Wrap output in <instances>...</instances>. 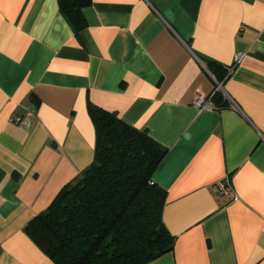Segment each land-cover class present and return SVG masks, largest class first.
Segmentation results:
<instances>
[{
	"label": "crops",
	"instance_id": "obj_1",
	"mask_svg": "<svg viewBox=\"0 0 264 264\" xmlns=\"http://www.w3.org/2000/svg\"><path fill=\"white\" fill-rule=\"evenodd\" d=\"M82 13L76 29L57 0H0V264H55L24 227L91 162L89 103L167 148L152 180L174 247L146 264H264V0ZM215 81L229 105L200 110Z\"/></svg>",
	"mask_w": 264,
	"mask_h": 264
},
{
	"label": "trees",
	"instance_id": "obj_2",
	"mask_svg": "<svg viewBox=\"0 0 264 264\" xmlns=\"http://www.w3.org/2000/svg\"><path fill=\"white\" fill-rule=\"evenodd\" d=\"M57 2L76 29L85 26L82 9L91 0ZM211 99L218 108L229 105L220 91ZM88 112L91 162L25 231L55 264H146L174 247L162 217L166 191L152 180L167 148L113 112L90 103Z\"/></svg>",
	"mask_w": 264,
	"mask_h": 264
},
{
	"label": "built area",
	"instance_id": "obj_3",
	"mask_svg": "<svg viewBox=\"0 0 264 264\" xmlns=\"http://www.w3.org/2000/svg\"><path fill=\"white\" fill-rule=\"evenodd\" d=\"M243 53H238L235 55L234 58V62L233 65L237 64L240 59L242 58ZM222 90V83L215 81V87L213 89V92L216 91H221ZM211 95L209 96H205L201 93H198L195 97V99L193 100V104L195 106H197V108H199L200 110H204V109H218V107L213 103L212 99H211ZM11 121L13 122H18L19 119L18 118H11ZM216 194L221 197V198H225L228 195V181L226 179L224 180H219L216 184Z\"/></svg>",
	"mask_w": 264,
	"mask_h": 264
}]
</instances>
